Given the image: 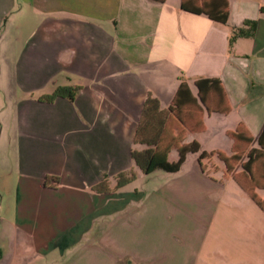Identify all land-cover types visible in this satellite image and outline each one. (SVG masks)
Wrapping results in <instances>:
<instances>
[{"label": "crops", "instance_id": "1", "mask_svg": "<svg viewBox=\"0 0 264 264\" xmlns=\"http://www.w3.org/2000/svg\"><path fill=\"white\" fill-rule=\"evenodd\" d=\"M180 3L0 0V171L10 199L0 264H193L208 225L191 188L204 160L194 156L161 192L123 191L115 178L141 174L130 150L146 95L164 109L180 80L194 95V80L217 79L229 106L225 115L203 113V130L189 135L205 131V116H232L224 135L241 125L256 148L264 0H185L223 10L224 24ZM71 87H79L72 101L41 100ZM102 182L108 191H94Z\"/></svg>", "mask_w": 264, "mask_h": 264}, {"label": "rangeland", "instance_id": "2", "mask_svg": "<svg viewBox=\"0 0 264 264\" xmlns=\"http://www.w3.org/2000/svg\"><path fill=\"white\" fill-rule=\"evenodd\" d=\"M3 106L4 102L0 99V112ZM232 119L230 116L227 120L219 118V120L209 121L205 116V131L197 135L187 134V139L193 137L200 149L209 155L201 163L203 171L201 178L191 187L197 190L195 205L199 206L200 219L208 222L202 233L200 247L193 264H264L263 211L255 205L233 178V176H241V163L245 161L250 145L243 143L237 145L236 151L240 160L229 162L231 173L226 172L224 163L216 155L220 153L228 159L233 153L231 142L223 131L225 127L228 128V121ZM194 159L192 155L187 156L185 164L176 174L156 170L147 176H142L131 172L133 177L122 190L150 193L164 191L168 180L174 178L182 180L190 171ZM175 160L176 153L170 151L167 161L172 163ZM262 166L264 167V156L257 161V167L260 169V172L255 174L257 181L261 180ZM0 177H2L1 182L3 181L2 184L0 182V189L4 192L0 201L1 216L5 213L10 200L5 193L8 189L5 180L9 178V174L0 171ZM188 182L185 180L184 184L188 186ZM252 192L258 200L264 201V187L253 188ZM205 212L210 214L209 219L206 218ZM2 225L3 223L0 225V232ZM0 239H2L1 233Z\"/></svg>", "mask_w": 264, "mask_h": 264}, {"label": "trees", "instance_id": "3", "mask_svg": "<svg viewBox=\"0 0 264 264\" xmlns=\"http://www.w3.org/2000/svg\"><path fill=\"white\" fill-rule=\"evenodd\" d=\"M180 8L190 13L203 14L209 20L220 24H224L226 20L225 12L219 8L206 10L203 7L188 8L185 6V0H181ZM234 34L241 35L243 32L238 29ZM193 87L194 95L190 93L185 82L180 80L170 105L164 109L160 107L157 99L150 94H147L142 102L132 138L130 160L143 176H147L156 170L174 174L178 172L187 155L196 156L198 162L207 159L209 156L200 149L196 142L186 143V135L199 133L203 130V113L225 115L229 112V106L217 79L198 78L193 81ZM78 89L79 87L56 88L52 94L42 97L41 100L50 103L57 97H64L72 101ZM227 136L232 140V155L228 159L220 153L216 155L224 163L226 172L231 173L229 162L240 160L236 151L237 145L240 143L249 145L252 139L241 125L237 126L233 132H228ZM255 144L256 148H250L245 155V161L241 163V176H233V178L236 179L238 185L248 194L255 205L264 212V201L258 200L252 192L253 188L264 187L263 166L260 173L261 180L255 179V174L260 172L257 161L264 156V126L255 139ZM170 151L176 153V160L172 163L167 161V155ZM130 178L122 174L118 175L115 178V188L124 186ZM93 190L107 192V183L102 182Z\"/></svg>", "mask_w": 264, "mask_h": 264}]
</instances>
